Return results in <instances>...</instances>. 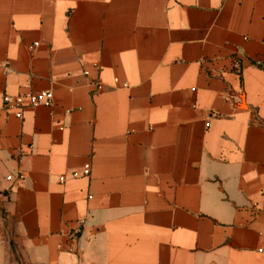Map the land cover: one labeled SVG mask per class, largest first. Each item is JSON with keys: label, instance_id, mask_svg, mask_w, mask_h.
Listing matches in <instances>:
<instances>
[{"label": "crops", "instance_id": "crops-1", "mask_svg": "<svg viewBox=\"0 0 264 264\" xmlns=\"http://www.w3.org/2000/svg\"><path fill=\"white\" fill-rule=\"evenodd\" d=\"M0 264H264V0H0Z\"/></svg>", "mask_w": 264, "mask_h": 264}, {"label": "built area", "instance_id": "built-area-1", "mask_svg": "<svg viewBox=\"0 0 264 264\" xmlns=\"http://www.w3.org/2000/svg\"><path fill=\"white\" fill-rule=\"evenodd\" d=\"M238 66V65H237ZM54 94L51 90H43L39 92H29L24 94H18L15 96L5 95L3 98L4 107L8 111H12L16 117L22 118L23 111L26 107L30 106H38V105H46L50 106L53 101ZM209 125V124H208ZM91 174V167L90 165H86L84 168V172L80 173L78 171L73 172V177L78 178L82 175L89 176ZM9 179L12 176L8 177ZM19 179L22 180L23 176L20 175ZM66 180L65 175L60 176V182H64ZM81 228H76L71 233V240H75L77 236L81 233ZM69 251H75L73 245H70L68 248Z\"/></svg>", "mask_w": 264, "mask_h": 264}]
</instances>
